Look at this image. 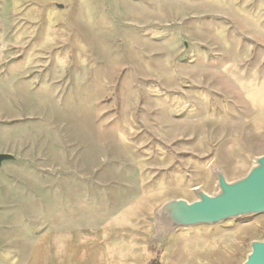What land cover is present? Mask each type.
Here are the masks:
<instances>
[{
	"label": "rangeland",
	"instance_id": "1",
	"mask_svg": "<svg viewBox=\"0 0 264 264\" xmlns=\"http://www.w3.org/2000/svg\"><path fill=\"white\" fill-rule=\"evenodd\" d=\"M0 155V264H243L152 221L264 156V0H0Z\"/></svg>",
	"mask_w": 264,
	"mask_h": 264
},
{
	"label": "water",
	"instance_id": "2",
	"mask_svg": "<svg viewBox=\"0 0 264 264\" xmlns=\"http://www.w3.org/2000/svg\"><path fill=\"white\" fill-rule=\"evenodd\" d=\"M15 161L10 155H0V165ZM218 192L208 194L194 189L197 200L172 199L165 202L152 221V241H165L179 229L220 226L249 216L264 215V156L257 157L243 178L229 181L225 173L214 170ZM243 264H264V239L250 243V252Z\"/></svg>",
	"mask_w": 264,
	"mask_h": 264
},
{
	"label": "trees",
	"instance_id": "3",
	"mask_svg": "<svg viewBox=\"0 0 264 264\" xmlns=\"http://www.w3.org/2000/svg\"><path fill=\"white\" fill-rule=\"evenodd\" d=\"M151 264H157V261L155 262V261H152V263Z\"/></svg>",
	"mask_w": 264,
	"mask_h": 264
}]
</instances>
